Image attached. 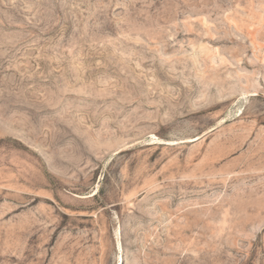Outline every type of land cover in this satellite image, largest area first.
Returning <instances> with one entry per match:
<instances>
[{
  "label": "rangeland",
  "instance_id": "374dc122",
  "mask_svg": "<svg viewBox=\"0 0 264 264\" xmlns=\"http://www.w3.org/2000/svg\"><path fill=\"white\" fill-rule=\"evenodd\" d=\"M0 264H264V0H0Z\"/></svg>",
  "mask_w": 264,
  "mask_h": 264
}]
</instances>
